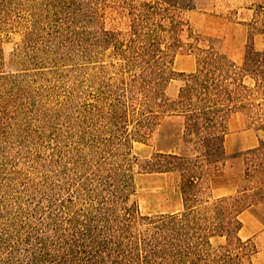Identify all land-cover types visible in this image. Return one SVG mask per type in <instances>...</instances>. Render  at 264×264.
<instances>
[{
    "label": "trees",
    "instance_id": "16d2710c",
    "mask_svg": "<svg viewBox=\"0 0 264 264\" xmlns=\"http://www.w3.org/2000/svg\"><path fill=\"white\" fill-rule=\"evenodd\" d=\"M30 1L31 8L48 16L45 23L58 30L57 37L73 36L88 47V35L97 55L108 52L121 65L119 77L99 92L96 109L110 137L100 145L108 159L86 147L88 155L73 164L79 165L76 201L50 200L30 214L31 219L41 217L42 228L25 227L10 217L0 232V264H251L258 249L252 239H240V216L253 210L261 219L264 184L254 189L246 184L247 166L234 195L214 198L208 184L228 160L224 140L230 115L241 113L264 134V50L255 49V38L264 37V0L249 8L247 43L238 64L215 40L193 37L187 22L172 12L181 9L178 0H111L112 5L110 0ZM107 8L127 18L126 32L105 29ZM184 28L193 39L188 51L196 56V69L179 74L181 87L170 100L166 89L176 75L172 61L183 48ZM80 49L86 59L87 48ZM6 78L0 76V90ZM165 116L183 119L179 153L170 151L175 146L166 147L140 162L131 155L132 144L148 142ZM263 150L261 142L240 156L246 161ZM263 163L257 162L256 173ZM167 173L178 177L182 210L141 215L133 200L136 176ZM44 184L46 191L60 189L54 179Z\"/></svg>",
    "mask_w": 264,
    "mask_h": 264
},
{
    "label": "rangeland",
    "instance_id": "374dc122",
    "mask_svg": "<svg viewBox=\"0 0 264 264\" xmlns=\"http://www.w3.org/2000/svg\"><path fill=\"white\" fill-rule=\"evenodd\" d=\"M28 1L0 2V76L10 77L0 90V232L7 228L10 217L18 219L25 227L42 228L38 225L41 217H29L39 211L38 207L47 206L50 200L61 204L72 197L76 201L79 165L73 164L78 156L88 155L86 147L92 148L98 157L108 159L101 155L100 145L110 137L96 109L101 105L99 92L119 77L121 65L120 61L109 57L108 52L97 55L90 48L88 35L84 36L88 47L77 43L73 36L57 37L58 30L45 23L48 16L31 8ZM261 1L178 0L181 9L172 12L187 22L193 37L215 40L222 53L238 64L247 43L245 25L252 16L249 8ZM109 4L112 5L111 0ZM103 24L106 30H128L127 18L112 8L105 10ZM188 36L184 28L183 48L172 61L176 75L166 89L170 100L176 98L181 87L183 78L179 74L187 75L196 69V56L188 51L193 39ZM28 38H31L29 42ZM82 47L87 48L86 59L82 58ZM255 49L264 50V37L255 38ZM36 62L41 65H34ZM182 127V118L165 116L148 142L132 144L131 155L144 162L166 147L175 146L176 149L170 151L179 153L177 137ZM261 142L264 143V134L251 121L241 113L230 115L224 140L228 160L219 176L212 177L208 184L214 198L234 195L246 166L249 169L246 184L251 189L264 184V168L259 173L254 170L260 159L264 162V150L262 155L252 154L246 161L240 156L258 149ZM234 156L237 158L232 159ZM136 172L137 167H134ZM60 177L64 179L58 182ZM53 179L60 189L46 191L44 181L48 184ZM135 190L133 200L143 216L167 214L182 203L176 174H140L135 179ZM258 212L261 218L258 221L264 226V208ZM249 215L255 216L254 211H247L240 220L247 223ZM252 240L258 253L263 254L264 230ZM217 242L223 243L222 240ZM257 254L251 264H264V259H258Z\"/></svg>",
    "mask_w": 264,
    "mask_h": 264
},
{
    "label": "crops",
    "instance_id": "0c3cea01",
    "mask_svg": "<svg viewBox=\"0 0 264 264\" xmlns=\"http://www.w3.org/2000/svg\"><path fill=\"white\" fill-rule=\"evenodd\" d=\"M181 210H182V203L175 211H171L170 213H177ZM245 213H247V211L243 212L241 216H243ZM246 219H247L246 220L247 223L242 221L243 227L239 232V237L243 241L247 239H252L254 237L255 238L258 237L264 230V226L260 223V221H258V218H256V216L249 215V217L247 216ZM262 253L263 254L259 252L257 254L258 259H261V257L262 259H264V252Z\"/></svg>",
    "mask_w": 264,
    "mask_h": 264
}]
</instances>
